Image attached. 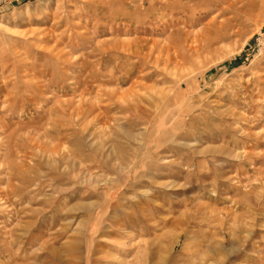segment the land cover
<instances>
[{
	"label": "rangeland",
	"instance_id": "1",
	"mask_svg": "<svg viewBox=\"0 0 264 264\" xmlns=\"http://www.w3.org/2000/svg\"><path fill=\"white\" fill-rule=\"evenodd\" d=\"M0 264H264V0H0Z\"/></svg>",
	"mask_w": 264,
	"mask_h": 264
},
{
	"label": "bare ground",
	"instance_id": "2",
	"mask_svg": "<svg viewBox=\"0 0 264 264\" xmlns=\"http://www.w3.org/2000/svg\"><path fill=\"white\" fill-rule=\"evenodd\" d=\"M85 230H86V229H85ZM83 232H84V231H83ZM81 234H83V233H80V235H81ZM80 235H79V236H80ZM81 236H82V235H81ZM77 241L81 242V237H80L79 239H77ZM79 242H76V243L71 244V245H70L71 248L69 247L70 250H71V251H73V250H74V251H77V250L81 249V245L79 244Z\"/></svg>",
	"mask_w": 264,
	"mask_h": 264
}]
</instances>
